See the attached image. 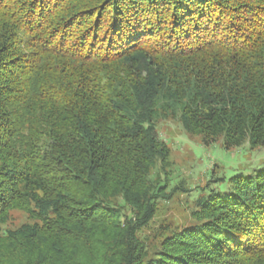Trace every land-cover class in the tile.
Returning <instances> with one entry per match:
<instances>
[{"label": "trees", "instance_id": "trees-1", "mask_svg": "<svg viewBox=\"0 0 264 264\" xmlns=\"http://www.w3.org/2000/svg\"><path fill=\"white\" fill-rule=\"evenodd\" d=\"M167 118L264 148V0H0V264H264V162L141 237Z\"/></svg>", "mask_w": 264, "mask_h": 264}, {"label": "rangeland", "instance_id": "rangeland-1", "mask_svg": "<svg viewBox=\"0 0 264 264\" xmlns=\"http://www.w3.org/2000/svg\"><path fill=\"white\" fill-rule=\"evenodd\" d=\"M157 130L161 140L170 147L167 173L170 187L177 190L159 205L151 225L140 231L144 238L153 240L155 235H159V229L163 231L167 226L181 228L192 223L191 213L197 203L196 197L192 195L198 193L195 196L202 198L207 195L202 189H219L223 175L231 176L237 169L247 171L252 165L264 162V148L250 153L247 146L227 150L220 139L206 145L200 137L187 133L179 118L161 120L157 124ZM33 223L26 212L14 210L9 223L4 227L8 230L17 229L23 224Z\"/></svg>", "mask_w": 264, "mask_h": 264}]
</instances>
